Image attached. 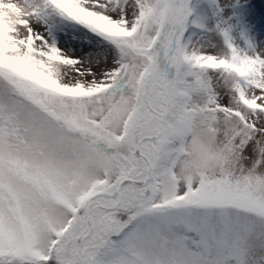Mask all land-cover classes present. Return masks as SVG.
<instances>
[{
  "label": "snow or ice",
  "instance_id": "obj_1",
  "mask_svg": "<svg viewBox=\"0 0 264 264\" xmlns=\"http://www.w3.org/2000/svg\"><path fill=\"white\" fill-rule=\"evenodd\" d=\"M247 13L0 0V264H264Z\"/></svg>",
  "mask_w": 264,
  "mask_h": 264
},
{
  "label": "rangeland",
  "instance_id": "obj_2",
  "mask_svg": "<svg viewBox=\"0 0 264 264\" xmlns=\"http://www.w3.org/2000/svg\"><path fill=\"white\" fill-rule=\"evenodd\" d=\"M242 3H245V5L248 7V13H247V23L248 25L254 26L256 25V18H260L261 16L264 17V0H241ZM259 30L255 29L251 33V37L256 41H264V35H260Z\"/></svg>",
  "mask_w": 264,
  "mask_h": 264
},
{
  "label": "bare ground",
  "instance_id": "obj_3",
  "mask_svg": "<svg viewBox=\"0 0 264 264\" xmlns=\"http://www.w3.org/2000/svg\"><path fill=\"white\" fill-rule=\"evenodd\" d=\"M252 29H258L259 30L257 32L260 33V35H264V17L261 16L260 18H256V25L251 26Z\"/></svg>",
  "mask_w": 264,
  "mask_h": 264
}]
</instances>
